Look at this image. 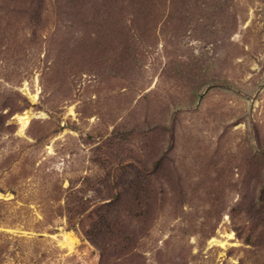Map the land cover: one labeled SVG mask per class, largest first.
<instances>
[{"label":"rangeland","instance_id":"1","mask_svg":"<svg viewBox=\"0 0 264 264\" xmlns=\"http://www.w3.org/2000/svg\"><path fill=\"white\" fill-rule=\"evenodd\" d=\"M0 194V264H264V0H0Z\"/></svg>","mask_w":264,"mask_h":264},{"label":"bare ground","instance_id":"2","mask_svg":"<svg viewBox=\"0 0 264 264\" xmlns=\"http://www.w3.org/2000/svg\"><path fill=\"white\" fill-rule=\"evenodd\" d=\"M23 90L32 99L33 102H36L38 100V98H39L38 94H32L29 91L27 85H25ZM70 112H71V114H73V108L70 109ZM17 118L21 124V130L20 131H21V133H23L28 128V126L30 125L32 120L34 118H36V114L31 112V111H27L21 115H18ZM0 197H1V194H0ZM220 238L221 239L227 238V240L226 239L221 240ZM234 239H235V237L233 234H228L227 236L220 234L219 237L211 238L209 245L211 247L218 246V247L225 249L228 245H230V241H232ZM74 241H75V238L73 237V235L70 233H66L63 236V240L60 241V245L64 249L66 248L69 251H73L75 249V246L77 245V242H78V241H75V242Z\"/></svg>","mask_w":264,"mask_h":264}]
</instances>
